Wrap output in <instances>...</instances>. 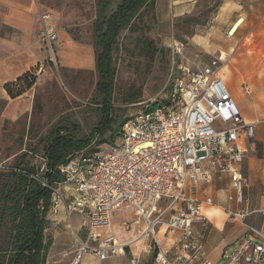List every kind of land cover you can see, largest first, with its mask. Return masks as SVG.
Here are the masks:
<instances>
[{"label": "built area", "instance_id": "2783aa9c", "mask_svg": "<svg viewBox=\"0 0 264 264\" xmlns=\"http://www.w3.org/2000/svg\"><path fill=\"white\" fill-rule=\"evenodd\" d=\"M40 39L53 52L57 33L50 13L39 12ZM181 48V47H180ZM220 60L212 59L197 71L181 66L168 75L164 100L145 105L129 116L120 127L116 142L105 150L90 143L74 152L58 166V179L44 178L46 160L36 175L49 192L48 221L62 210L68 227L74 232L72 219L78 216L85 228V237L69 264H81L88 254L106 261L124 254L127 246L112 232L111 215L130 206L145 221L139 238L152 241L154 264H213L204 252V237L210 229L203 205L185 193L187 184L210 183L213 175L230 176L234 200L244 203L246 179L239 167L246 158L240 137L253 142L254 128L245 123L233 98L219 77ZM219 121L222 130L212 129ZM264 124V121H261ZM98 149L94 151L92 149ZM208 162L211 171L202 167ZM2 168V166H0ZM27 173L15 166L5 172ZM167 206L158 209V205ZM182 205L170 214L171 208ZM123 226L128 227L124 222ZM164 226L166 233L179 232L168 253L162 252L155 239L156 229ZM201 229L196 235L194 227ZM141 257L131 255L128 264H140ZM218 264H264V234L249 228L247 237L237 241L233 250Z\"/></svg>", "mask_w": 264, "mask_h": 264}, {"label": "rangeland", "instance_id": "374dc122", "mask_svg": "<svg viewBox=\"0 0 264 264\" xmlns=\"http://www.w3.org/2000/svg\"><path fill=\"white\" fill-rule=\"evenodd\" d=\"M32 1L27 0V6H32ZM40 1L56 11L51 15L55 19L59 40L55 51L53 49L50 53L40 39L41 23L37 19L31 22L42 56L39 63L28 70L35 76L32 88L19 96L28 97L31 110L14 120H5L0 116V176L6 169L19 163L23 167L40 170L44 148L53 127L63 126L77 139H84L91 136V131L100 121L99 106L95 101L98 81L93 38L96 0ZM119 2L110 0L109 11L114 10ZM154 4L142 10L133 19L132 26L120 33L117 50L113 52L115 76L110 116L117 125L127 117L135 116L137 110L145 105H156L163 101L168 89V75L172 70L184 66L190 71H197L215 59L198 43L196 37V34L207 36L206 25L211 21L212 12L208 0L206 5L199 4L189 14L180 17L170 9L169 0H154ZM30 16L35 18L33 9ZM86 49L89 50L88 55L83 54ZM76 54L77 63L66 62ZM86 56L91 57V64H88ZM234 92V97L239 98L237 85ZM244 93L252 107L256 102L257 109L260 103L258 110L264 113V89L257 91L251 86V90ZM3 107L4 104L0 103V115ZM222 128L218 120L212 125L216 131ZM112 129L113 126L104 134L105 141L111 138ZM259 134L263 136V130L259 129L257 136ZM92 144L96 145V140ZM107 145L99 144L98 147L105 150ZM131 218V211L122 209L113 215L112 223L118 226L122 219ZM72 223L76 227L74 232L68 227L63 214H59L56 221L47 223V228L51 229L44 233L51 242L47 253L49 259L69 261L76 253L80 246L78 242L85 237V228L81 226L78 230L77 226L81 223L76 224L75 218ZM1 232L0 229V237ZM86 257L88 254L82 256L81 263L87 261Z\"/></svg>", "mask_w": 264, "mask_h": 264}, {"label": "crops", "instance_id": "0c3cea01", "mask_svg": "<svg viewBox=\"0 0 264 264\" xmlns=\"http://www.w3.org/2000/svg\"><path fill=\"white\" fill-rule=\"evenodd\" d=\"M208 2L212 8L211 21L206 25L207 36L196 34L198 43L204 46L209 54L214 55L215 59L220 60L219 77L233 98L244 122L252 124L254 128L252 143L242 137L239 141L247 153L239 167L240 174L247 181L243 189L244 203L238 204L234 200H228L230 197L234 198L236 192L230 176L224 174L213 175L212 181L208 184L189 183L185 188V193L192 200L197 202H204L206 198L212 200V205L204 204L202 207L210 224V229L204 237V252L213 264H218L230 254L237 241L248 236L249 228H256L264 234V124L261 123L264 121V113L258 110L260 103L256 109V102L252 107V103L242 94L251 90V86L257 91L264 89V0H208ZM32 3V6H27V0H0V103L4 104L0 116L5 120L25 116L31 110L28 97L11 99L3 87L27 72L32 65L39 63L42 55L38 50L39 44L31 29L34 24L31 22L35 19L39 21V12L52 15L56 12L45 2L33 0ZM169 4L174 14L180 17L189 14L199 4L206 5V0H169ZM32 9L35 18L30 16ZM50 23L57 33L55 19ZM58 40L57 34L54 51ZM87 53L89 50H84L83 54L88 55ZM87 60L88 64H91V57H87ZM77 61V54L66 59L67 63ZM236 85L239 87L240 95L237 99L234 97ZM259 129L263 130V136L261 134L257 136ZM202 167L211 171L208 162H203ZM220 192L223 194L220 195ZM166 206L167 202L162 201L158 209ZM181 206L174 205L165 220ZM122 209L130 210L132 218L122 219L118 226H114L113 215ZM122 209L112 213L111 226L117 240L127 244L124 254L106 261L88 255L87 261L81 264H128L131 255L140 256V264H154L152 241H143L139 238L146 226L144 219L137 217L135 210L130 206ZM61 214L64 215L62 210ZM74 218L76 224L81 223L77 226L80 230L82 220L78 216ZM56 219L52 218L48 222H54ZM124 222L127 228L123 226ZM72 226L74 227L73 223ZM47 230L51 229L46 227L45 232ZM194 232L196 235L200 234V227L195 226ZM179 234L166 233L164 226L156 229L155 239L162 252L165 254L169 252ZM71 258L66 261L61 258L49 259L47 256L46 264H69Z\"/></svg>", "mask_w": 264, "mask_h": 264}, {"label": "trees", "instance_id": "16d2710c", "mask_svg": "<svg viewBox=\"0 0 264 264\" xmlns=\"http://www.w3.org/2000/svg\"><path fill=\"white\" fill-rule=\"evenodd\" d=\"M154 5V0H120L115 9L109 11L110 0H97L93 38L95 69L98 75L95 101L99 106L97 111L100 121L91 131V136L84 139H77L63 126L57 125L50 130L44 148L47 171L43 176L48 181H56L58 166L64 164L74 152L89 147L93 140H96V146L116 142L120 127L128 117L117 125L110 116L113 110L115 76L113 52L117 50L120 33L132 26L133 19L142 10ZM34 82L35 76L27 71L3 88L8 97L14 99L24 95ZM112 126L111 138L105 141L104 134ZM92 149L98 150L94 147ZM13 166L25 171L27 175L11 171L2 172L0 176V264H46L51 246L50 240L44 235L48 223L46 216L49 192L40 186L39 181L30 178V175L38 173V169L23 167L20 163Z\"/></svg>", "mask_w": 264, "mask_h": 264}]
</instances>
